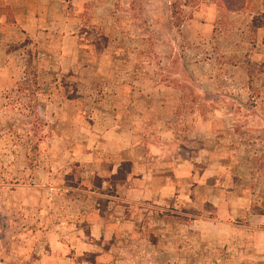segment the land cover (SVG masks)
Returning <instances> with one entry per match:
<instances>
[{"label": "rangeland", "instance_id": "374dc122", "mask_svg": "<svg viewBox=\"0 0 264 264\" xmlns=\"http://www.w3.org/2000/svg\"><path fill=\"white\" fill-rule=\"evenodd\" d=\"M66 1L2 33L0 264H264V0Z\"/></svg>", "mask_w": 264, "mask_h": 264}, {"label": "crops", "instance_id": "0c3cea01", "mask_svg": "<svg viewBox=\"0 0 264 264\" xmlns=\"http://www.w3.org/2000/svg\"><path fill=\"white\" fill-rule=\"evenodd\" d=\"M66 7V0H0V51L2 33L7 41L13 39L11 33L14 39L19 35L34 38L44 31L43 26L65 24Z\"/></svg>", "mask_w": 264, "mask_h": 264}, {"label": "trees", "instance_id": "16d2710c", "mask_svg": "<svg viewBox=\"0 0 264 264\" xmlns=\"http://www.w3.org/2000/svg\"><path fill=\"white\" fill-rule=\"evenodd\" d=\"M225 2L227 3V10L229 11H234L237 10L233 4H231L228 0H225ZM125 178V173L122 170V168H118L117 171L112 174V176L110 177V179H112V181L114 180V182H112V185L115 186L117 183H120L124 180Z\"/></svg>", "mask_w": 264, "mask_h": 264}]
</instances>
